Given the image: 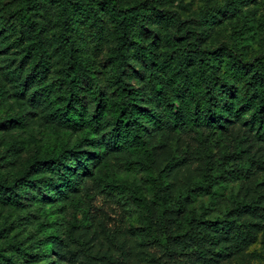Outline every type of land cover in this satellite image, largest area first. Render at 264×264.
Listing matches in <instances>:
<instances>
[{
	"label": "rangeland",
	"instance_id": "obj_1",
	"mask_svg": "<svg viewBox=\"0 0 264 264\" xmlns=\"http://www.w3.org/2000/svg\"><path fill=\"white\" fill-rule=\"evenodd\" d=\"M32 0H0V178L16 180L27 160L59 150L84 151L95 158L85 172H78L75 190L67 196L54 194L56 176L44 170L29 174V183L17 191L20 207L0 205L1 264H154L156 251L145 243L144 228L148 212L138 200L151 203L155 189L150 179L160 171L170 207L180 209L178 222L233 220L236 223L264 224V219L237 216L239 204L264 206V137L250 122V111L214 132L201 143L193 133H168L145 124V141L152 155V171L129 165L138 153L111 152L101 145L112 128L105 114L97 134L87 129L72 132L47 123L43 104L29 97L50 89L49 99L60 95L62 71L68 60L59 40L60 10L54 0H39L36 11ZM227 0H118L124 8L135 7L143 16L136 41L151 48L157 57L168 48L165 38L175 39V26L161 27L151 15L155 9L174 17L194 30L202 41L198 49L211 52L225 46L228 52L249 63L264 51V0L240 5L232 15L217 14ZM213 15L212 20L206 18ZM25 17L30 19L27 26ZM207 20V22H206ZM97 33L84 24L72 29L74 50L89 78L81 80L82 104L88 114L95 111V97L111 101L116 96L118 74L107 57L115 46L112 25L105 16ZM39 37L46 50L44 57L34 54L33 43ZM41 60L48 70L40 83L34 79L24 98L13 90ZM147 64L128 57L121 79L140 95V105L160 112L148 88ZM242 85H236L240 92ZM36 95H35V93ZM264 129V117H263ZM84 138L95 140L93 150ZM205 146V147H204ZM214 159L209 190L204 185L206 148ZM94 153V154H92ZM22 253H25L24 255ZM170 264L189 263L177 258ZM205 264H264V228L245 240H226Z\"/></svg>",
	"mask_w": 264,
	"mask_h": 264
},
{
	"label": "trees",
	"instance_id": "obj_2",
	"mask_svg": "<svg viewBox=\"0 0 264 264\" xmlns=\"http://www.w3.org/2000/svg\"><path fill=\"white\" fill-rule=\"evenodd\" d=\"M31 2L36 11L39 0ZM53 3L60 10L59 40L68 54L61 78L63 91L49 99L50 89L46 87L38 91V96L29 97L30 102L34 101L38 106L43 104L47 123L72 132L87 129L91 134H97L104 115L110 114L112 128L107 137L102 138L101 145L111 152L138 153L137 161L129 165V170L134 171L139 167L144 172L152 171V155L144 137L145 124L168 133H193L197 141L203 143L215 131L225 129L230 118L240 119L246 111H250L252 126L264 137V51L253 61L243 63L240 56L228 52L225 46L211 52L200 50L198 44L202 38L198 33L174 17L152 9L151 15L161 27L176 25V41L166 37L168 51L157 57L151 48L142 47L136 41L138 24L144 23L137 8H124L118 0H54ZM253 3L254 0H227L216 13L232 15L240 5ZM101 16H105L113 27L115 46L107 61L116 70L118 79L115 98L106 101L95 97L96 109L92 115L82 104L80 84L81 80L89 76L75 53L71 33L75 23L87 25L97 33L102 32L98 24ZM206 18L212 20L214 16L207 15ZM24 23L32 25L28 17H25ZM33 48L39 58L46 55L39 37H36ZM129 56L147 64V84L151 99L160 108L158 114L141 107L140 95L121 79ZM47 68L48 63L41 60L30 70V79L17 82L14 96L24 98L34 79L42 82ZM238 84L242 85L240 92L236 90ZM84 141L93 150L99 146L93 139L84 138ZM205 155V184L196 186L202 191L212 188L210 173L214 172L215 165L208 147ZM92 158L95 156L87 152L70 149L32 157L27 160L26 167L18 173L15 181L7 183L0 178V205L20 207L22 196L17 190L28 185L29 174L44 170L56 176L54 194L57 197L67 196L69 191L76 189L78 172H85ZM163 172L160 171L155 179H150L155 189L151 203L148 204L143 198L138 200L148 212L144 237L145 243L156 251L154 264H170L177 258L189 263L205 264L222 242L245 240L264 228V224L236 223L233 220L212 222L192 219L185 223L178 222L180 209L170 207L171 199L165 192ZM233 213L264 219V206L239 204Z\"/></svg>",
	"mask_w": 264,
	"mask_h": 264
}]
</instances>
